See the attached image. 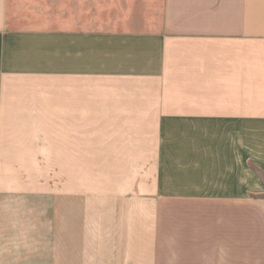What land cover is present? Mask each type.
<instances>
[{
  "label": "crops",
  "instance_id": "0c3cea01",
  "mask_svg": "<svg viewBox=\"0 0 264 264\" xmlns=\"http://www.w3.org/2000/svg\"><path fill=\"white\" fill-rule=\"evenodd\" d=\"M150 5L0 0V264H264V0Z\"/></svg>",
  "mask_w": 264,
  "mask_h": 264
},
{
  "label": "rangeland",
  "instance_id": "374dc122",
  "mask_svg": "<svg viewBox=\"0 0 264 264\" xmlns=\"http://www.w3.org/2000/svg\"><path fill=\"white\" fill-rule=\"evenodd\" d=\"M96 9V19L106 20L107 15H125L130 22L139 21L143 15L145 16L146 10L151 9L150 0H93ZM141 10L136 13V10ZM144 11V12H143ZM109 17V16H108ZM50 219L53 217V212L48 216ZM42 261V260H31ZM44 261V260H43ZM52 260L46 259L45 262Z\"/></svg>",
  "mask_w": 264,
  "mask_h": 264
}]
</instances>
